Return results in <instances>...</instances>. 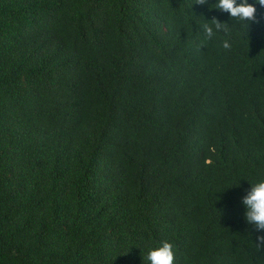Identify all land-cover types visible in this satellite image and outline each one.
Returning a JSON list of instances; mask_svg holds the SVG:
<instances>
[{
	"label": "trees",
	"instance_id": "trees-1",
	"mask_svg": "<svg viewBox=\"0 0 264 264\" xmlns=\"http://www.w3.org/2000/svg\"><path fill=\"white\" fill-rule=\"evenodd\" d=\"M216 3L0 0V264H264V8Z\"/></svg>",
	"mask_w": 264,
	"mask_h": 264
},
{
	"label": "clouds",
	"instance_id": "clouds-1",
	"mask_svg": "<svg viewBox=\"0 0 264 264\" xmlns=\"http://www.w3.org/2000/svg\"><path fill=\"white\" fill-rule=\"evenodd\" d=\"M199 4H205L207 0H196ZM257 5L264 8V0H217L215 8L230 14L232 18L241 22H259L257 17ZM226 30V25L218 18H213L210 24L204 25V32L207 39H212L217 31ZM224 48H230L228 41L223 44ZM246 206V220L254 225L257 232H264V179L252 184L250 190L242 198ZM257 248H264V235L258 236ZM148 264H175V245L169 239L157 242V245L150 247L144 257Z\"/></svg>",
	"mask_w": 264,
	"mask_h": 264
}]
</instances>
